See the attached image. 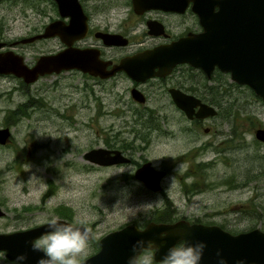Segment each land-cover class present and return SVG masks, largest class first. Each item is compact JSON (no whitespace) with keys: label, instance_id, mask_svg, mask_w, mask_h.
<instances>
[{"label":"flooded vegetation","instance_id":"flooded-vegetation-1","mask_svg":"<svg viewBox=\"0 0 264 264\" xmlns=\"http://www.w3.org/2000/svg\"><path fill=\"white\" fill-rule=\"evenodd\" d=\"M6 1L8 0H3L2 3ZM76 1L71 2L69 8H67V11L71 13L62 16L56 0H32L34 4L31 5L34 6L35 13L46 14L50 12V9L54 15L51 13L48 21L41 23L32 33L16 36L15 38H6L5 35H0V53L11 50L14 53L22 55L23 61L28 66H32L41 54L54 53L67 46L85 48L92 53H96V57L98 56L103 63L102 74H93L77 68H71L63 69L59 72H45L39 74L33 81H26L23 77L17 76L14 73L0 72V78H7L9 83L6 85L3 94L6 99V104L2 108V120L0 121V129L6 128L8 134L3 140L0 138V149L3 150L4 148L8 151V148H10L12 150L11 153H18L21 150V143L14 141L16 126L24 122L25 118L31 116L33 112H35L36 124H39L38 120L41 118L40 112L42 111L45 112V116L46 114L50 116L49 111L53 112L59 120L57 126L65 127L64 135L60 139L57 138L55 140L56 142L61 140L59 152L66 155L72 149L73 134L68 133L67 128L69 127V131L72 130V124L76 122L73 120L71 110L70 102L72 100L67 98L68 103L56 104L54 107L49 105V101L41 103L38 97L41 88H34V85L44 84L47 91L51 88L57 91L60 85L58 78L63 74H75L76 72V75L83 78L81 83L82 90L85 91L86 106H90V98L95 102L92 105L93 114H87L82 120V124L91 127L95 136V140L87 144L80 151L81 157L86 163L84 170L91 168H96L100 171L110 170L111 172L117 173L109 179L112 182L117 181L129 186L134 185L139 189V192L148 196L156 197L157 193L163 195V202L160 205L152 207L150 215L141 216L142 221L137 219L136 221L126 222L123 225L133 224L143 229L151 222L166 224L179 222L178 226L173 228L179 236L173 245L185 241L186 235H193L205 239L213 237H221L223 240L227 239L220 243L218 242L219 245L225 244V248L219 246L213 248L206 247V252L211 250L210 252L213 253L208 255L204 254L201 264H208L210 261V264H218L216 256L217 250L221 252L226 250V254L223 257L227 264H229V247H226L229 246V239L223 233H237L229 229V199L221 205L206 200L207 196L203 193L211 187L207 183L212 182L207 177H204L203 171L206 168L202 166L203 162L197 160L194 162V166L184 168L179 173L173 171L176 170L173 164L164 162L156 163L150 160L147 151L158 140L166 141V139L173 137L179 132L189 136L194 132L199 133L196 137H193L194 141H199L197 146L193 147L198 152L204 148H206V151L207 147L212 145V140L210 137L202 140L200 133L203 132L209 136L222 133L220 132L222 130H217L216 127L217 122L222 123L223 121H217L216 117L223 114L226 106H229L223 104V99H219L220 94H229V87H231L239 94L254 96L263 108L264 98L259 93L261 90L264 93V85L262 84L264 81H262V77L256 73V76L253 74V76L248 77V81L240 82L232 77L230 71L220 70L216 65L207 73L202 67L194 66L184 61L176 62L168 68V65L165 66L161 62V60L164 61L166 58L163 55H161L163 56L162 58L161 56H156L160 57L157 59L152 58L153 55H138L156 47L169 45L190 34L203 32L204 24L201 21L203 18L197 12L196 8H203L206 11H217L218 6L214 5L212 0ZM20 2H23L21 3L20 9H25L24 2L26 3L27 1L20 0ZM41 2H44L43 6ZM47 3L51 8L47 6ZM56 20H60V23L65 25L71 24V27L69 26L70 29H67L64 34L67 42L63 41L58 34L40 36L31 41H21L22 38L43 33L46 25ZM246 25L250 26L249 23ZM1 31L2 27L0 25V34ZM36 41H45L46 44L51 41V43L44 51L34 56V59L27 60L24 55L25 50H21V47ZM137 58L144 61V63L139 62L137 65L147 71L151 68V74L145 76V73H140L135 76L124 68V66L130 65L131 61H136ZM121 61H124L125 64L120 68H116L115 66L121 64ZM155 62L158 64H155ZM262 67L264 71V66ZM113 68L114 70L111 71ZM260 69L257 68L258 71ZM51 75L54 78L45 82L47 81L45 79ZM253 84L258 85L262 89L257 90ZM74 86V81L70 79L63 88L71 92L74 90ZM17 90L19 93H23L22 99L16 100V97H14L15 91ZM179 91L192 95L194 99H198L202 103L213 106L216 109V113L199 117L195 112L199 109L200 105L199 103H193L191 105L193 113L189 117L185 113V110L179 107L173 99L172 92ZM64 92H59V96L65 97ZM106 93L109 94L107 98ZM68 96H70V93ZM56 98L58 99L57 95L52 100ZM107 103H110V106L107 109L108 111H105ZM170 110L176 111L180 116L178 120H175H180V123L175 126V129L173 128L174 123L171 120ZM110 111L115 117V120L106 126L102 123V120L104 119V115L107 114L106 112ZM92 121H96L97 123L93 124ZM208 121L214 122V125L208 124ZM183 122L188 124H184ZM263 122L262 120L253 131L257 150L261 149L263 152L262 155H264V141L255 136V131L257 128H264ZM57 132L60 134L58 127ZM97 147L111 150V155L117 150L126 160L112 164H97L91 162L85 157V153ZM55 151L58 152L57 150ZM147 161L157 170L163 171L159 179L160 187L157 190L151 189L143 180L136 176V170ZM262 168L264 167L260 166L258 170H262ZM168 180L178 181L182 198H186L189 202L185 207L175 205L174 199L170 196V191L166 187ZM224 185V190L228 192L227 195L229 197V177ZM193 201H203L200 205L201 208L190 210L189 206ZM45 202L46 199H42L33 204H22L21 206L12 208L7 201L0 200V218L11 219L15 222H24L26 213L31 210L28 217L30 220H33L28 225L22 223L13 225L10 228L2 227L0 233H10L36 227L52 218H57L67 223L82 224L91 233L89 247L81 257L82 262H84L100 250L99 239L103 235L123 226L120 225L110 229L101 236L96 237V226L94 223H89L87 204L79 206L63 201L54 204L48 209ZM193 225L218 227L222 232L207 230L210 228L192 227ZM255 227L259 226H252L242 231ZM173 229L162 231L159 237H162L163 233L167 235ZM260 229L264 231L263 228ZM152 242V247H148L147 245L145 247L143 246L142 249H138L139 260L142 264L143 262L157 264V261L161 260L162 257L159 258L156 256L164 253L167 248L157 247L154 245V241ZM203 242L207 243L208 241L204 240ZM0 257L6 263H12L14 261L6 256L4 249H0ZM128 258L125 259L128 260Z\"/></svg>","mask_w":264,"mask_h":264},{"label":"rangeland","instance_id":"rangeland-1","mask_svg":"<svg viewBox=\"0 0 264 264\" xmlns=\"http://www.w3.org/2000/svg\"><path fill=\"white\" fill-rule=\"evenodd\" d=\"M0 0V35L6 38H15L34 32V29L41 23L48 21L53 11L38 14L34 12L32 0L24 2L25 9H20V0H8L2 3ZM44 2H41L43 6ZM49 8L50 5L47 3ZM48 44L45 41H36L21 47L25 50L27 60L34 59L41 51H44ZM54 76H49L48 82ZM74 81V90L69 92L63 86L69 81ZM81 76L75 74H63L58 81V90L53 88L47 91L44 84H36L34 88H41L38 94L41 103L49 101V105L66 104L68 99L72 107L73 129L68 133L73 134L72 149L65 155L59 152L61 140L57 138L64 135L65 127L57 126L59 120L53 112L41 113V118L35 121V112L26 117L25 121L16 126L14 141L21 143V150L18 153H11L0 149V200L7 201L10 207L14 208L22 204H33L39 200L46 199L45 205L50 209L59 202H70L74 205L88 206L89 223L96 226V237L101 236L110 229L123 225L126 222L142 221L141 216L150 215L152 207L163 202V195L157 193L156 197L148 196L134 185H127L117 181H110L116 172L110 170L100 171L96 168L86 169V163L81 157L80 151L87 144L95 140L91 127L82 124L87 114H93V104L90 98V106L85 103V91L82 90ZM9 84L7 78H0V121L2 120V108L6 104L4 91ZM64 92L65 97H60L59 92ZM37 94V92H35ZM34 93V94H35ZM70 93V96H68ZM97 93V91H96ZM57 95L58 99L52 100ZM16 100L22 99L23 93L15 91ZM109 94L106 93V98ZM68 98V99H67ZM223 104H227L223 114L216 117L217 130L222 133L211 136L200 133V138L206 140L211 138L209 147L197 151L199 141H194L199 133L191 136L184 133H176L173 137L158 140L147 151L150 160L156 163L164 162L173 164L176 170L181 173L184 168L194 166L197 160L203 162L204 177L211 180V187L203 194L207 201L221 205L229 199V229L236 232L248 229L252 226H259L264 229V155L262 150H257L255 143L254 128L264 121V107L252 95L239 94L235 89L229 87V94H220ZM113 100V99H112ZM111 100V101H112ZM110 103L106 104L105 111H108ZM38 109V107H37ZM173 128L180 123L176 111L170 110ZM225 112H229L226 113ZM102 123L108 126L115 120L112 112H106ZM96 124V121H92ZM172 123V124H173ZM184 124H188L183 122ZM214 125V122L208 121ZM264 123V122H263ZM60 129V134L57 132ZM227 137V139H226ZM53 141V143H52ZM51 142V143H50ZM51 145V146H50ZM215 146V147H214ZM57 150L58 152H56ZM261 156V157H260ZM206 163V164H204ZM111 176V177H110ZM229 177V197L224 190L225 183ZM166 187L170 196L174 199L175 205L185 207L189 202L182 198L179 183L176 180H168ZM46 192V193H45ZM205 200V201H206ZM203 201L191 202L190 210H196ZM149 205L145 208L142 206ZM142 208V209H141ZM201 208V207H200ZM31 211V210H30ZM28 211L24 222H15L11 219L0 218V230L10 228L13 225L31 224ZM33 219V218H32ZM91 246V243H90ZM0 264H12L2 261Z\"/></svg>","mask_w":264,"mask_h":264},{"label":"water","instance_id":"water-1","mask_svg":"<svg viewBox=\"0 0 264 264\" xmlns=\"http://www.w3.org/2000/svg\"><path fill=\"white\" fill-rule=\"evenodd\" d=\"M56 1L59 4L62 16L71 13L67 11V8H69V5L74 0ZM212 3L218 6L217 11H206L203 8H196L203 18L201 19L204 24L203 32L190 34L169 45L156 47L138 55H153L152 58L154 59L160 58L156 56L163 55L166 58L164 61L161 60V62L165 66L168 65V68L176 62L184 61L194 66H200L209 73L212 67L216 65L220 70L230 71L232 77L240 82L248 81V77L256 73L264 81V71L263 67L261 68V66H264V0H212ZM74 11L76 12V10ZM248 23L250 26L246 25ZM69 26L71 27V24H62L60 20L52 21L46 25L43 33L22 38L21 41H31L40 36L58 34L63 41L67 42L64 34L67 29H70ZM139 62L144 63L143 60L137 58L136 61H131V64L124 66V68L135 76L140 73H145V76L152 73L151 68L148 72L143 67H139L137 65ZM102 64L98 56L96 57V53H92L85 48L72 46H67L54 53L41 54L32 66H28L23 61L22 55L14 53L11 50L0 53V72L14 73L17 76L23 77L26 81H33L39 74L45 72H59L63 69L71 68L88 71L93 74H102ZM124 64L125 62L121 61V64L115 67L120 68ZM257 68H261L259 70L260 73ZM262 84L264 85V83ZM253 85L257 90L262 89L258 85ZM259 93L264 98L262 90ZM172 96L176 104L184 109L189 117L193 113L191 108L193 103H199L200 105L199 109L195 112L199 117L216 113V109L213 106L194 99L192 95L179 91L172 92ZM7 134L6 128L0 129V138L2 140ZM255 136L264 141V128H257ZM110 153L111 150L109 149L97 147L86 152L85 157L97 164H112L126 160L117 150L114 151L113 155ZM162 174L163 171L154 168L149 161L143 163L136 170V176L153 190L159 189V179ZM178 224L179 222L175 224L151 222L143 229L133 224H125L103 235L99 239L100 250L82 262V264H125L128 261L125 258L134 254L132 246L138 240H144L145 242L154 241V245L157 247H167L164 253L156 256L161 258L168 248L173 246V243L179 238L173 229ZM194 226L203 227L200 225H193L192 227ZM203 228L222 232L218 227ZM170 229L173 230L167 233L166 236L159 237L162 231H169ZM47 230L46 222L24 230L0 233V249H4L6 256L11 260H15L17 256L24 254L27 256V260L21 262V264H37V260L43 256V253L33 252L30 243L26 242L34 240ZM223 234L229 239V246H226L229 247V264H237L239 260H243L245 264H264V231L259 227L237 233L229 232L228 234L224 232ZM185 240L191 243L206 240L208 241L206 244L209 248L215 246L225 248V244L219 245L218 242L220 243L227 239L223 240L221 237L205 239L186 235ZM145 246H147V243H145ZM210 251H204V254H212L213 252ZM225 252L226 250L221 252L223 256L226 254Z\"/></svg>","mask_w":264,"mask_h":264},{"label":"clouds","instance_id":"clouds-1","mask_svg":"<svg viewBox=\"0 0 264 264\" xmlns=\"http://www.w3.org/2000/svg\"><path fill=\"white\" fill-rule=\"evenodd\" d=\"M147 206L149 205L142 206V208ZM47 229L44 234L26 242L30 243L33 252L43 253V256L37 260V264H82L81 257L89 247L90 232L88 228L79 223H66L52 218L47 221ZM162 236H166V234L163 233ZM145 243L148 247L153 246L152 241H136L132 246L134 254L128 258L127 264H142L137 249H142ZM206 247L207 244L203 241L191 243L185 240L169 247L157 264H200ZM216 256L218 264H227L220 250H217ZM25 260H27V256L21 254L12 264H21ZM143 264H147V262H143ZM237 264H245V262L239 260Z\"/></svg>","mask_w":264,"mask_h":264}]
</instances>
